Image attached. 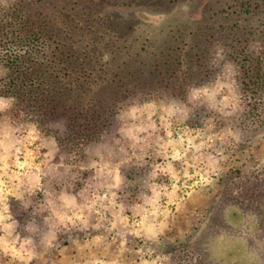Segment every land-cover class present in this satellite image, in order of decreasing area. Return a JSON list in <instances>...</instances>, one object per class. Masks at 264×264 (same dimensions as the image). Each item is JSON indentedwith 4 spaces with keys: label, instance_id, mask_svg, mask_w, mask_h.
<instances>
[{
    "label": "rangeland",
    "instance_id": "374dc122",
    "mask_svg": "<svg viewBox=\"0 0 264 264\" xmlns=\"http://www.w3.org/2000/svg\"><path fill=\"white\" fill-rule=\"evenodd\" d=\"M42 3L51 13L73 5V14L101 13L119 28L133 27L139 36L123 37L119 44L115 62L121 69L126 60L148 58V52L158 63L181 53L184 44L189 48L202 37L193 34L196 25L203 32L208 24L227 23L228 8L235 2ZM135 43L148 52L135 58L140 49ZM211 53L216 62L223 57L222 46L215 43ZM7 73L0 65V79ZM237 73L235 66L221 67L219 75L195 87L188 102L170 96L130 102L104 139L76 156L58 145L56 127L13 120L15 101L0 96V264L8 262L15 245L30 253L21 257V264H264V216L259 215L264 213V132L244 138L236 127L243 109ZM195 112L201 114L198 119ZM139 166L142 179L131 182ZM226 210L235 213L231 228L236 236L242 231L244 239L233 241L222 231L213 247L200 249L203 260L190 251L188 258L180 256L181 247L203 225L208 227L193 243L198 248L223 230ZM186 213H195L190 224ZM157 219L172 231L164 229L165 236L150 240L143 227ZM177 223L189 232L184 235ZM67 237L70 243L56 249ZM127 245L147 254L132 257Z\"/></svg>",
    "mask_w": 264,
    "mask_h": 264
},
{
    "label": "trees",
    "instance_id": "16d2710c",
    "mask_svg": "<svg viewBox=\"0 0 264 264\" xmlns=\"http://www.w3.org/2000/svg\"><path fill=\"white\" fill-rule=\"evenodd\" d=\"M42 1L0 2V65L8 70L0 79V96L15 101L13 120L56 127L57 143L69 154L83 155L91 144L101 142L130 102L168 96L188 102L195 87L219 75L225 65L237 69L243 97L236 127L244 138L264 132V0H233L227 23L208 24L203 32L196 25L193 34L202 33V37L190 43L189 48L187 42L181 53L160 63L156 58L149 59L145 45L135 43L140 49L133 56L148 52V58H136L134 63L126 60L121 69L115 62L119 44L123 37L139 36L133 27L119 28L111 17L101 13L73 14V5L68 6L69 11L51 13ZM37 3L35 10L28 9ZM227 37L231 38L229 42ZM217 42L223 57L214 62L211 51ZM142 176L141 168L129 179L138 182ZM221 217L225 222H221L223 230L205 239L198 248L193 243L208 227L203 225L181 247L180 256L188 258L186 253L190 251L196 253L194 259L203 260L201 248L213 247L222 231L232 235L236 230L230 225L236 215L226 210ZM69 239L56 249L68 245Z\"/></svg>",
    "mask_w": 264,
    "mask_h": 264
},
{
    "label": "crops",
    "instance_id": "0c3cea01",
    "mask_svg": "<svg viewBox=\"0 0 264 264\" xmlns=\"http://www.w3.org/2000/svg\"><path fill=\"white\" fill-rule=\"evenodd\" d=\"M260 213L261 214H259V215H263L264 216V213H262V212H260ZM182 215H184V214H182ZM194 215H195V213H186L185 214V217H186L185 223H189L190 224V221L189 220L192 219V218H194ZM239 219H241V216H239ZM236 221H237V219L236 220L234 219L233 220L234 223L231 222V225L233 226L234 229H235V223H236ZM221 222H222L223 225L225 224L224 220L221 221ZM168 223H170V219L167 220V224ZM171 223H172V221H171ZM177 224H178L177 226L179 227V229L180 230H183L182 232H183L184 235H185V233L189 232L188 229L185 230V232H184V229H182L181 224L180 223H177ZM248 224L250 225L251 223L248 222ZM151 225L152 226H149V224H148L147 227H143V229L145 230V237L148 238V239H150V240L151 239H156V238H161L162 236H165V235H162L163 234L162 231H165L166 230V234H169V232L172 231V229H168V226H164V222H161L159 224V219H157L156 222H152ZM231 225H230V227H231ZM233 231H235V230H233ZM238 232L241 233V236H236L237 234L235 232H233V234H232V237H233L232 240L233 241L234 240H237V239H244V238H242L243 237L242 236L243 235L242 234V231H238ZM165 238H163V239H165ZM127 246H129L127 248V251L130 252V253H133V256L132 257L135 256L136 258H139V257H144V256H142L143 253L144 254H147V251H145V250H140V249H137L136 247H134L133 250H132V246L131 245H127ZM67 248L68 247H65L63 250H66ZM10 250H11V252H10L9 256H7V258L9 257L10 259L8 258V262H7V260L5 261L6 264H21V257L23 259H26L27 258L26 257V253H28V252H24L23 249L22 250L19 249L16 245L14 247L11 246V249ZM28 254L30 255V253H28ZM136 258H134L135 259V262H137V259ZM29 263H30V261H26L23 264H29Z\"/></svg>",
    "mask_w": 264,
    "mask_h": 264
}]
</instances>
